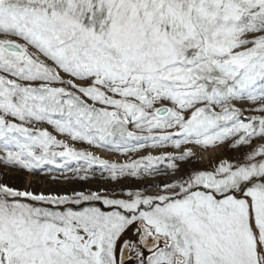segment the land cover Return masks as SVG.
<instances>
[{"label":"snow or ice","instance_id":"6c2138e0","mask_svg":"<svg viewBox=\"0 0 264 264\" xmlns=\"http://www.w3.org/2000/svg\"><path fill=\"white\" fill-rule=\"evenodd\" d=\"M41 123L121 154L248 151L155 193L0 183V264H264V0H0V162L118 181L195 155L110 163Z\"/></svg>","mask_w":264,"mask_h":264},{"label":"rangeland","instance_id":"374dc122","mask_svg":"<svg viewBox=\"0 0 264 264\" xmlns=\"http://www.w3.org/2000/svg\"><path fill=\"white\" fill-rule=\"evenodd\" d=\"M39 126L47 128L57 139L66 140V142L75 149L92 152L94 155L101 159L108 160L110 163H127L132 160H140L147 155L160 156L164 153L178 155L185 147H191L195 155L185 161H176V163L179 164V170L176 173H173L172 170L167 168V162H161L157 166L158 170L151 174L141 172L140 177L126 176L118 181L107 179L108 173L100 166H94L85 172L84 169L86 168V164L83 166L81 164L78 165L76 160L69 161L64 168H57L54 165H45L41 169L32 172L20 168L9 167L3 162H0V183L36 193L43 192L71 195L73 192L79 191H97L116 196H120L122 191L127 190H140L147 193H155L158 191L160 185L179 178L181 174L190 173L194 170L210 169L220 159L237 161L241 159L244 152L248 151L247 147L233 150L230 149L227 144L217 148H208L207 150L197 145H182L181 149H176L169 143L164 148L149 146L139 149L137 152L121 154L117 151H108L105 148L88 146V144L83 141H72L70 138L56 132L53 126L47 123H41ZM128 130L138 131L132 125L128 126ZM138 134L147 135V132H138ZM149 142L152 143L151 141ZM133 143H136V141H133ZM257 143H259V141H257ZM56 150L59 151L60 149ZM0 155H2V153H0ZM56 160L57 163H64L63 159L59 157H57ZM49 169H51V171H49ZM75 169H80V171L76 172ZM81 175H88L89 179L81 180L78 178ZM53 177H55V179H53ZM153 181H159L160 185L158 183L157 185H153ZM133 235H135V229L130 231L125 238Z\"/></svg>","mask_w":264,"mask_h":264},{"label":"trees","instance_id":"16d2710c","mask_svg":"<svg viewBox=\"0 0 264 264\" xmlns=\"http://www.w3.org/2000/svg\"><path fill=\"white\" fill-rule=\"evenodd\" d=\"M130 143H133V141L130 142ZM147 143H148L149 145L151 144L149 141H148ZM133 144H135V143H133ZM88 146H93V145H89V144H88ZM76 162L78 163V165H80V164H81L82 166L85 165V162L82 161V160H81V161H76ZM94 166H99V165H93V167H94Z\"/></svg>","mask_w":264,"mask_h":264},{"label":"bare ground","instance_id":"6f19581e","mask_svg":"<svg viewBox=\"0 0 264 264\" xmlns=\"http://www.w3.org/2000/svg\"><path fill=\"white\" fill-rule=\"evenodd\" d=\"M157 183L159 184V181H153L152 184L153 185H157ZM160 185V184H159Z\"/></svg>","mask_w":264,"mask_h":264}]
</instances>
